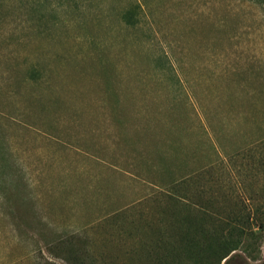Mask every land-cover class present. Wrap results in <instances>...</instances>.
I'll return each mask as SVG.
<instances>
[{
	"label": "rangeland",
	"instance_id": "obj_1",
	"mask_svg": "<svg viewBox=\"0 0 264 264\" xmlns=\"http://www.w3.org/2000/svg\"><path fill=\"white\" fill-rule=\"evenodd\" d=\"M50 263L264 264L259 5L0 0V264Z\"/></svg>",
	"mask_w": 264,
	"mask_h": 264
},
{
	"label": "trees",
	"instance_id": "obj_2",
	"mask_svg": "<svg viewBox=\"0 0 264 264\" xmlns=\"http://www.w3.org/2000/svg\"><path fill=\"white\" fill-rule=\"evenodd\" d=\"M251 1L259 5L260 8L264 11V0H251ZM135 6L139 7L140 4L136 3ZM135 14L136 13L133 9H128L122 12V16L127 20V22H133L135 19ZM162 161L163 163L168 162L166 161L165 157H163ZM162 169L168 172L170 170V168L166 166V164L164 166L162 165ZM188 179H189V175L185 174L179 178H175V179L170 178V180L169 179L167 180L169 181L168 183L166 182L162 186L161 185L157 186L161 194L158 200L164 202V204H162L160 207L162 214L169 215V217H171L172 220L180 215L183 216L184 218L185 217L187 218L188 216L186 215H188L189 212L191 211V207L188 203V195L186 194V191H185L186 190L185 187L188 184ZM3 190H5L8 197L12 194H16V195L19 194L18 192L19 189L14 188L13 181L10 180L9 177L7 178V180L5 179V187ZM198 196H201V195L199 194ZM166 205H168L169 207ZM186 239H185V242L187 241ZM182 240H184V237ZM71 251H72L71 249L66 251L68 252V257L70 258V254H71V256L77 260L78 259L77 253L74 250L72 252ZM225 256L226 254L223 255L222 258H224ZM45 261L48 263L50 262L49 260H45Z\"/></svg>",
	"mask_w": 264,
	"mask_h": 264
}]
</instances>
